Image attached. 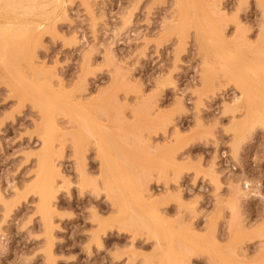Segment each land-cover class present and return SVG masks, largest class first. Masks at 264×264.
I'll list each match as a JSON object with an SVG mask.
<instances>
[{
	"label": "rangeland",
	"instance_id": "1",
	"mask_svg": "<svg viewBox=\"0 0 264 264\" xmlns=\"http://www.w3.org/2000/svg\"><path fill=\"white\" fill-rule=\"evenodd\" d=\"M37 1L0 13V264H160L164 227L171 263L264 264V4Z\"/></svg>",
	"mask_w": 264,
	"mask_h": 264
},
{
	"label": "bare ground",
	"instance_id": "2",
	"mask_svg": "<svg viewBox=\"0 0 264 264\" xmlns=\"http://www.w3.org/2000/svg\"><path fill=\"white\" fill-rule=\"evenodd\" d=\"M3 1V0H2ZM10 1V0H9ZM53 1H56V0H53ZM59 1H61V0H59ZM242 1H244V0H242ZM39 1H37V0H18L17 2L15 1V2H13V0L10 2V4H8L5 8H3V9H0V13L4 16V18H6L7 16H9L10 14H11V16H9V17H7V19L9 18L10 19V17H12V18H14L13 16H12V13H16L17 12V15H19L18 14V11H20L21 13H20V15L21 14H23V16H26V15H33V16H35L34 15V13L35 12H37V16L39 15V14H41L42 13V11L39 13V11H40V9L41 8H43V7H40V5L41 4H43L44 5V3H38ZM43 2V1H42ZM47 2V1H46ZM52 2V1H51ZM50 1H49V3H51ZM57 2V1H56ZM59 3V2H58ZM61 3V2H60ZM62 3H63V1H62ZM40 4V5H39ZM48 4V3H47ZM51 4H55L56 5V3H51ZM64 4V3H63ZM263 5L264 4V0H260V3H259V5ZM43 5H41V6H43ZM59 6H60V4H58ZM46 6V5H45ZM53 5H51V7H52ZM62 6V5H61ZM48 7V6H47ZM46 7V8H47ZM1 8V7H0ZM45 7H44V9H46ZM54 8V7H53ZM61 8V7H60ZM52 9V8H51ZM55 9V8H54ZM53 9V10H54ZM52 10V11H53ZM45 12V11H44ZM0 14V16H2ZM52 14V13H51ZM14 15V14H13ZM45 15V14H44ZM32 16V17H33ZM39 16H42V15H39ZM49 16V15H48ZM18 17V16H17ZM30 17V16H29ZM44 17H46V16H44ZM2 18V17H1ZM4 18H2V20L4 19ZM15 18H16V15H15ZM14 18V19H15ZM20 19H18V20H20L21 21V18L22 17H19ZM38 18V17H37ZM17 19V18H16ZM23 19H24V17H23ZM27 19H28V17H27ZM12 20V19H11ZM17 20V21H18ZM7 22V20H4V22ZM19 21V22H20ZM12 22V21H11ZM14 22H16V21H14ZM14 22H12V23H14ZM18 22V23H19ZM23 22V21H22ZM27 22V21H26ZM25 22V23H26ZM11 23V24H12ZM24 24V23H23ZM4 25V24H3ZM7 25V24H6ZM30 25V24H29ZM15 26V25H14ZM17 26H19V24L18 25H16V27ZM16 27H13V28H16ZM21 27V26H20ZM30 27V26H29ZM11 28V27H10ZM24 28H28V27H24ZM1 29H3V31H4V28H1ZM7 29H9V26H8V28ZM14 30V29H13ZM15 30H17V28L15 29ZM22 30H23V28H22ZM2 31V30H1ZM1 31H0V34H2L1 33ZM2 31V32H3ZM10 31V30H9ZM11 31H12V29H11ZM202 31V30H201ZM5 32V31H4ZM7 32V31H6ZM13 32V31H12ZM11 32V33H12ZM17 32H18V30H17ZM17 32H15V33H17ZM21 32V31H20ZM25 32H26V29H25ZM25 32H23L24 34H25ZM11 33H9V34H11ZM14 33V34H15ZM22 32H21V34H23ZM6 33H4V35H5ZM20 33H19V35H21ZM3 35V34H2ZM16 35V34H15ZM17 35H18V33H17ZM17 35H16V37H17ZM10 36V35H9ZM13 36V35H12ZM25 36V35H24ZM5 37V36H4ZM11 37V36H10ZM19 37V36H18ZM199 37L201 38V40H203L202 38L204 37L203 36V34L200 32V30H199ZM20 38V37H19ZM19 38H17V39H19ZM198 38V37H197ZM3 39V38H2ZM12 39V38H11ZM11 39H9V40H11ZM4 40V39H3ZM15 40V39H14ZM21 41H22V39H20ZM200 41V40H199ZM11 42V41H10ZM22 43H23V41H22ZM24 44V43H23ZM203 44V43H202ZM217 44V43H216ZM220 44V43H219ZM204 45V44H203ZM22 48V47H21ZM4 49V48H3ZM3 51V50H2ZM17 51V50H16ZM21 51V50H20ZM2 57V56H1ZM14 60V59H13ZM12 62V61H11ZM15 63V62H14ZM247 73V72H246ZM10 74H12V73H10ZM241 75V74H240ZM248 75H250V74H246V76H248ZM258 105V107H257V109L256 110H262L263 108L262 107H260L259 108V106H260V104H257ZM256 105V106H257ZM252 109H254L253 107H252ZM255 110V111H256ZM257 113V112H256ZM254 114V113H253ZM252 114V115H253ZM257 115H258V113H257ZM249 117V116H248ZM253 118V117H252ZM263 125V124H262ZM103 149V148H102ZM101 149H99V151H100ZM104 150V149H103ZM53 151V150H52ZM101 152V151H100ZM105 152V151H104ZM103 152H101V156L102 157H99V158H102V160H101V165H102V171L107 175V176H112V169H111V166H110V163H109V160H107L108 158H106V154L105 153H103ZM53 160H51V158H50V152L48 151V150H44L43 152H42V156H41V166L43 167L42 169H46V171H54L55 170V166H54V164H53ZM101 170V169H100ZM118 171V170H117ZM123 172V169L122 170H120V172L118 171V173H120V175L121 174H123L122 173ZM117 173V174H118ZM55 174V173H54ZM103 175V174H102ZM40 176H43L41 173H40ZM42 183V182H41ZM52 184L53 183H49V182H44V186H45V188L48 190L47 191V193L49 194L50 193V191H53L52 190V188H51V186H52ZM54 188V187H53ZM120 188V187H119ZM119 190V189H118ZM117 190V191H118ZM120 190H121V188H120ZM55 191V190H54ZM119 193V192H118ZM123 193V191L121 190L120 191V203L122 204H124V201H125V195L124 194H122ZM118 199V198H117ZM111 201V200H110ZM113 201V200H112ZM110 204V203H109ZM113 204H114V202H113ZM116 204H118V203H116ZM119 205V204H118ZM109 206V205H108ZM120 206V205H119ZM113 207V206H112ZM125 207V206H124ZM120 208V207H119ZM114 209V208H113ZM98 225H99V223H98ZM181 225V224H180ZM114 226V225H113ZM111 227V226H110ZM102 228V227H101ZM167 228L166 227H164V230L162 231V232H160V233H158L155 237H156V245L158 246V248H156L157 249V253H156V256L158 257L157 259H159V262H160V264H175L176 262H173V263H171L170 261H171V258L173 257V255H172V251H171V249L169 248L171 245V236H170V234H171V232H169L168 230H166ZM107 230V229H106ZM111 230H113V229H111ZM118 231V230H117ZM126 231V230H125ZM119 232V231H118ZM104 233V232H103ZM106 233V232H105ZM103 235V234H102ZM123 235V234H122ZM124 236V235H123ZM97 237H98V235H97ZM101 237V236H100ZM154 237V238H155ZM99 238V237H98ZM97 238V239H98ZM96 242V241H95ZM99 242V241H98ZM136 244V243H135ZM143 246V245H142ZM166 246V247H165ZM121 256V255H120ZM155 256V257H156ZM172 256V257H171ZM113 258V257H112ZM116 259V258H115ZM111 262V261H110ZM112 263H114V262H112ZM117 264H118V262H117ZM121 264V263H120ZM124 264V263H123Z\"/></svg>",
	"mask_w": 264,
	"mask_h": 264
}]
</instances>
